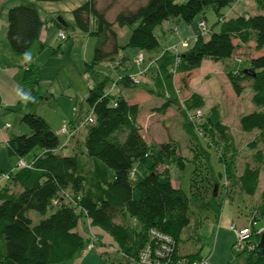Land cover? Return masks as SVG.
<instances>
[{
  "label": "trees",
  "instance_id": "1",
  "mask_svg": "<svg viewBox=\"0 0 264 264\" xmlns=\"http://www.w3.org/2000/svg\"><path fill=\"white\" fill-rule=\"evenodd\" d=\"M60 1L64 0H29L9 10L6 36L15 55H27L48 31L36 2ZM235 1L189 0L185 4H179L178 0H148L145 5L144 2L134 10H122L114 22L107 19L105 12L99 11V0H89L73 11L77 26L98 40L89 66L92 68L100 63H111L118 79H122L116 81L118 94L115 96L113 92L108 93L110 90L106 89L107 81L91 90L87 103L90 112L93 111L95 115V123L85 127L87 133L82 143L84 150L80 147L72 156L60 154L69 144L63 146L60 137L43 117L26 113L24 107H21L22 123L30 128L31 133L12 136L8 142V154L10 157L24 159L36 148L41 152L34 155L33 169L22 168L11 173L10 182L20 187V192H11L8 186L0 189V264H73L78 255L86 251L85 237L78 232L83 220L90 222L88 228H99L114 239L116 248L112 252L116 253L118 264L137 262L142 251L152 241L150 231L153 229L172 237L180 256L192 261L202 259L198 255H183L179 252L181 232L191 223L188 216L190 199L180 187L171 182L169 170L165 174L157 171L158 164L165 158H170L171 147L168 144L160 145L159 156L150 175L134 185L131 172L135 163L145 162L152 154L150 145L137 124L140 108L129 104L120 89L142 87L149 94L164 99L166 102L159 109L162 113L173 104H179L181 92L174 87L175 74L171 71L175 63L174 54L164 49L160 54L150 57L147 55L156 54L159 50V33L165 23L181 21L190 25L210 7L216 10L222 29L212 33L207 41L202 36L197 38L194 46L181 55L178 73L199 68L205 59L219 61L235 58L236 39L244 43L252 39L256 44L255 50L263 51L264 0H254L262 14L225 21L222 10L231 7ZM118 28L131 30L128 42L124 45L120 44ZM129 48L147 53L144 55L148 61L161 56L157 67L152 68L148 74L147 83L155 91L149 90L145 84L136 86L130 82L129 76L136 70V66H131L126 56ZM246 63L247 68L230 71L228 78L238 96L243 93L244 82L250 83L252 103L260 111L243 116L240 120L241 129L244 132L260 130L264 138V54ZM40 83L39 70L36 66L29 65L25 69L21 103L28 100L33 104L43 99L36 91ZM114 102L117 106H114ZM1 104L0 97V106ZM196 106V109L203 108V100L197 102ZM68 124L72 130L75 129L72 122ZM190 125L186 123L184 127L192 137L195 136V131ZM201 135L206 139L210 136L216 144L224 140L230 142L231 138L226 127L220 123L218 112L216 120L207 123ZM216 144L211 142L210 145L216 148ZM250 146L255 149L253 143ZM227 154L223 149L225 174L234 181L237 175L233 158H229L228 162ZM196 158L209 161L207 153L202 150L200 154H196ZM177 162V166L183 165L182 158ZM163 175H167L169 180L163 182ZM259 181L260 170L245 169L235 184L240 193L254 198ZM212 183L211 197L215 199L214 188L217 183L212 181L209 185ZM136 190L139 193L138 200L134 198ZM52 207H57V210L50 217L34 224L29 216L30 211L44 216ZM213 207L220 217L223 205ZM127 216L138 221V228L127 224ZM259 223L264 224V201L261 207L255 208L251 213L253 239L258 244L254 251L249 248L243 250L248 255L246 264H264V253L258 246L261 236L256 234L264 226L257 228ZM92 235L96 237V234H91L89 243ZM96 239L95 248H102L99 238Z\"/></svg>",
  "mask_w": 264,
  "mask_h": 264
},
{
  "label": "rangeland",
  "instance_id": "2",
  "mask_svg": "<svg viewBox=\"0 0 264 264\" xmlns=\"http://www.w3.org/2000/svg\"><path fill=\"white\" fill-rule=\"evenodd\" d=\"M88 1L36 2L42 20L49 27L42 43H37L35 49L30 51L29 58L39 70L41 83L36 91L43 99L33 104L24 100L19 106H16L19 108L10 109L6 112L7 116L5 119L2 117V123L10 125L8 130L10 136L29 135L31 133L30 128L22 123L23 115L18 110L21 107H24L26 113L37 114L45 120H50L52 127L57 131L63 122H76L88 116L90 107L87 98L91 90L105 81H107L106 89L110 90L113 81H118V74L112 68L111 63H100L92 68L89 66L93 61L98 40L89 32L82 31L77 26L73 15L75 9ZM188 1L178 0V3L185 4ZM241 1L236 0L231 7L223 9L222 14L225 15L227 11H231L233 6L240 4ZM247 1L249 5H254V0ZM26 2L29 0H0V36L4 39L7 32L9 10ZM147 2L148 0H99L98 9L105 12L109 21L114 22L122 10H134L136 6L143 3L145 5ZM250 13L252 14V9ZM204 15L208 21L209 31L207 33L198 28L200 19ZM59 20L63 22L61 23ZM220 26L221 23L216 10L212 7L206 9L205 14L198 15L191 26L192 34L188 36V38H192L191 47L194 46L197 35L203 34L202 37H205L206 40L210 38L212 33L220 32ZM118 31L120 44H126L131 30L126 28L120 31L118 28ZM60 32L66 34L67 40L59 39ZM160 39L161 46L156 54H160L167 46V42L162 36ZM234 41L235 43L237 41L236 54H238L234 59L219 61L205 59L202 65L194 71L179 72L178 77L176 76L178 72L174 75V78L177 77L176 86L181 92V97L180 105L173 104L172 106L174 108L173 115L165 117L166 113L160 112V108L156 112L151 110L153 107H163L164 105L158 101V97L154 94H152L154 97L151 100L142 98L141 101H138L141 104V109L137 124L141 128L143 137L150 145L152 156L147 158L145 162L135 163L134 185L150 175L151 168L159 156L160 145L168 144L171 147L170 158H165L162 163L158 164L157 171L160 174H165L169 170L168 176L171 182L180 187L190 199L188 216L191 223L181 232L179 252L183 255H198L202 259L210 258L211 264H246L248 255L241 248H238L237 236L230 227L232 224H235L239 229L243 226H250L251 213L255 208L261 207L264 201L263 133L260 130L244 132L240 125L243 116L254 111H260V109L252 103L253 91L249 82H244L243 93L238 96L228 78L230 71L247 68L248 63L240 61L263 55L264 50L256 51L252 39L245 43L237 39ZM188 50L189 48H186L184 52ZM139 54L141 51L138 49H127L126 56L131 66L135 65V59ZM7 62L10 63V60ZM23 73L21 71L20 76H23ZM187 73L192 74V85L197 88V93L192 92L189 88ZM120 90L123 92V96L129 100L131 98L138 100L140 97L138 93L142 90L145 91L146 95H151L142 87H121ZM113 94L116 96L118 89ZM201 99L204 102V107L196 109V103ZM217 112L220 123L226 127L227 133L231 137L230 140L228 139L230 142L224 140L216 144L213 143L210 136H207L208 141L201 135L207 123L216 120ZM186 123H190L192 129L194 128L195 136L192 135L193 138L186 132L184 127ZM59 137L62 143L66 142L65 136L59 135ZM211 142L217 147L211 146ZM252 143L255 149L251 148L250 144ZM7 148L5 146L3 151H6ZM223 149L228 152V162L229 158H233L236 179L243 175L245 169L260 170V191L255 198H248L240 193L237 184H235L236 179L231 181L226 177ZM201 150L207 153L208 162L196 158V154H200ZM39 152L40 149L36 148L25 159L32 160L34 154ZM60 154L72 156L74 152L71 147H67L61 150ZM180 158L183 159V165L177 166V160ZM4 173H10V171L4 169ZM169 178L167 175L161 176L163 182ZM212 181L220 186V192L218 188L215 199L211 197L213 183L210 185L209 183ZM134 198L138 200V190L135 191ZM220 205H223V210L221 216L218 217L213 206ZM56 210L57 207H52L44 216L38 212L30 211L29 215L34 224H38L41 220L50 217ZM127 224L132 228H138V221L130 216H127ZM262 226L264 224L259 223L257 228ZM82 233L85 234L87 249L86 236H89V232L87 229H83ZM106 235L109 234L106 233ZM109 237L116 246L114 239L110 235ZM104 241L106 240L104 239ZM101 249V247L99 249L94 248L85 254L83 251L78 255V258L82 260V264H109L106 260L109 255H105ZM110 249L109 247L103 250L110 251Z\"/></svg>",
  "mask_w": 264,
  "mask_h": 264
},
{
  "label": "crops",
  "instance_id": "3",
  "mask_svg": "<svg viewBox=\"0 0 264 264\" xmlns=\"http://www.w3.org/2000/svg\"><path fill=\"white\" fill-rule=\"evenodd\" d=\"M234 6L231 9V11L229 10L230 12L227 11L225 13L224 18L227 17L225 19V21L226 20H231V19H236V18H238L240 16H246V17H248V16H254L256 14H262L259 11V9L257 8L255 2H254V5L253 4L252 5H249V2L247 0H244V1L242 0L240 2V4H236ZM251 9H252V14L250 13L251 12ZM203 19H206V21H207L206 15H204L200 19V22ZM193 23H194V21H193ZM193 23L190 24V25L189 24H186L184 22H181V21L167 22V23H165L164 26H163V28L161 29V32H160V36H162L165 39V41L167 42V46L165 47V50H167L170 47H173L175 45H179L184 40H188V39L192 40V38H188V36H190L192 34L191 26L193 25ZM207 25H208V21H207ZM198 28H200V27H198ZM198 28L196 29L197 31H198ZM123 30H120V31H123ZM44 36L45 35H43L41 41H38L37 43H42ZM200 36H203V34L197 35L196 38H199ZM208 39L209 38H207L205 40V37H204V40L205 41H207ZM252 41H253V46L255 47L256 46L255 41L254 40H252ZM234 43H235V41H234ZM235 44H237V41H236ZM35 45L32 47V49L33 48L35 49ZM179 47H180V53H181V55L184 54L185 53L184 52L185 49L181 45ZM30 51L25 56H17V55H15L13 53L12 49L10 48V46H9V44L7 42V36H5V39H4V37L0 36V97L2 99V104L0 106V176L2 174H4V169L9 170L10 172L13 171V169L15 168L16 164L19 161L18 159H13V158H16V157H10L9 156V154H8V148H7L6 151H3V148L5 146L8 147V142H9V140H10V138L12 136H10L9 133H8V130L9 129H6V125L8 123H6V124H3L2 123V117H3V119H5L6 116H7L6 115V112L9 111L10 109L19 108V107H16V106H19L20 105L21 100H22V97H23L22 96V92H23V88H24L23 80H24V77H25V69L29 65H31V64L34 65V63H32V61L29 60L30 54H31ZM154 55H157V54H153V55L148 54L147 57L154 56ZM236 55H238V54H236ZM256 57H258V56H256ZM256 57H254V58H256ZM232 59H234V58H232ZM7 60H10V63L7 62ZM248 60L249 59L246 58L245 60H243V62H246ZM2 64H4V65H2ZM20 68H21V71L24 72L23 73V76L22 75L20 76V72H21L20 71ZM186 75L189 76V79H188L189 88L192 90V92L197 93L196 92L197 91V88H194L193 85H192V74L190 75V73H187ZM176 76L178 77L179 76V73ZM182 77H184V75H182ZM176 78H174V87L176 89H178V87L176 86ZM146 87H148V89L151 90V91L152 90L155 91V88L151 84L150 85H146ZM121 93H122V96H123V92L122 91H121ZM144 93H145V91H143V90L138 93L139 96H140L138 100H134L133 98H131V100H129V98H126L124 96L123 97H124V99L129 104H131V105H138L139 108L141 109V104L138 102V101H141L140 99L145 98L146 100L147 99H150L151 100V98L154 97L153 95H146V93L145 94ZM147 96H148V98H147ZM158 99H159L158 101L160 103H162V104H164L166 102L164 99L163 100L160 99V98H158ZM179 105H180V103H179ZM159 108L160 107H153V108H151V110L152 111L155 110V112H156L157 109H159ZM18 110L20 111L21 108L18 109ZM172 111H174V108L171 106L168 110H166V112H165L166 114L164 116L166 117V116H169V115H173L172 114ZM154 113H153V115H155ZM161 115H163V114L161 113ZM46 121L52 127L51 121L48 120V119ZM64 123H68V122H63L61 124L60 128L57 131H55L54 128L52 127V129L56 132V134L58 136L60 135V130H61V127H62V125ZM72 125L75 127V129H73L75 131V133H74L75 135L72 138L71 142L69 143L68 148L71 147V149L73 150V152L77 151L80 147L83 148V150H84V147H83L82 143H83V141H84V139L86 137L87 130L84 127H82L81 123L78 120L76 122H72ZM23 130H25V129H23ZM33 159H34V157L32 158V160L31 159H27L26 160L24 158V161L27 164H31L32 161H33ZM109 174H111V173H109ZM260 180H261V177H260ZM4 186H8L10 188L11 192H14V193H18V192L21 191V188L20 187L16 186L14 183H11L10 181H4V182H2L1 183V187H4ZM259 191L260 190H259V186H258V191H257L256 195L259 193ZM256 195L254 196V198L256 197ZM89 224H90V222H88V220H83L82 227L81 226L78 227V232L83 237L85 235V234L82 233L83 229H87L88 230L89 236H91V234H96V237L99 238V240H100V243L99 244L102 245L101 251L104 252L105 255H109L108 256V258H109L108 259V263L111 264V263L114 262L115 264H118L117 258H116V255H115L116 253H113L112 252L113 249H114V247L116 248V246L112 243V240L109 237V235H106V233L103 232L102 230H100L99 228L92 227V226L88 228L87 226H89ZM232 226L237 227L235 224H232L231 227H230L231 230H232ZM89 236H86L87 239H88L87 240L88 241V244H89ZM104 239L107 242L104 241ZM105 247L106 248H109L110 247L111 248L110 251L103 250V249H106ZM85 253H87V252L84 251V254ZM208 259H210V258H208ZM82 263L83 262H82V260L80 258H78V260H75L74 261V264H82Z\"/></svg>",
  "mask_w": 264,
  "mask_h": 264
},
{
  "label": "built area",
  "instance_id": "4",
  "mask_svg": "<svg viewBox=\"0 0 264 264\" xmlns=\"http://www.w3.org/2000/svg\"><path fill=\"white\" fill-rule=\"evenodd\" d=\"M199 27L202 29L204 33H207V31H209L206 21H201L199 23ZM59 39L66 40L67 39L66 34L64 32H60ZM191 43H192V40L188 39V40L182 41L179 45H175L167 49L168 51L172 52L175 56V63L173 65V68L171 69V71L175 75L178 72L179 65L182 59L179 46L181 45L184 49H186V48L191 47ZM160 57H156L148 61L147 57L143 53L139 54L138 57L135 59L136 70H134V72H132L129 76L130 82L136 86L147 83L148 74L152 68L157 67L156 65ZM118 80L120 81L122 79L119 78ZM118 82H113L112 87L110 88V91L108 93L114 92L116 89H118ZM178 92L180 93V91ZM114 106H117L116 102H114ZM95 119H96L95 115L93 111H91L88 114V116L81 122L82 127L85 128V127H88L89 125L94 124ZM9 128H10V125L7 124L6 129H9ZM74 133L75 131L70 128V125L68 123H64L62 125L61 130H60V135H63L66 137V142L63 143L64 147L69 144V141L73 137ZM22 168L33 169L34 165L32 163L27 164L24 161V159H19L13 171H11L10 173H4L0 176V189H1L2 182L11 180L12 172H15ZM135 177H136V170L133 169V171L131 172V178L134 179ZM253 225L255 226L256 224L253 223ZM232 230L237 236L238 248H241L242 250L249 248V250H252V251L256 249L258 243L255 242L253 239L252 225L244 226L241 229L232 226ZM263 232H264V229H261V230H258L256 234L261 236ZM150 235H151L152 241L142 251L140 255V259L134 264H211L209 259H201V260L192 261L191 259L185 256H180L177 252L176 241L172 237L164 233H161L158 230H155V229L151 230ZM96 245H97V239L94 235H92L91 242L89 243L88 248L86 249V252L93 250L96 247Z\"/></svg>",
  "mask_w": 264,
  "mask_h": 264
},
{
  "label": "water",
  "instance_id": "5",
  "mask_svg": "<svg viewBox=\"0 0 264 264\" xmlns=\"http://www.w3.org/2000/svg\"><path fill=\"white\" fill-rule=\"evenodd\" d=\"M59 22L62 23L63 21L62 20H59ZM218 188H219V185L216 184L215 185V189H214V191H215V193H214L215 197H217ZM258 246L262 250V252L264 253V233L261 235L260 242H259V245Z\"/></svg>",
  "mask_w": 264,
  "mask_h": 264
},
{
  "label": "bare ground",
  "instance_id": "6",
  "mask_svg": "<svg viewBox=\"0 0 264 264\" xmlns=\"http://www.w3.org/2000/svg\"><path fill=\"white\" fill-rule=\"evenodd\" d=\"M263 233H264V232H263ZM263 233H262V234H263Z\"/></svg>",
  "mask_w": 264,
  "mask_h": 264
}]
</instances>
